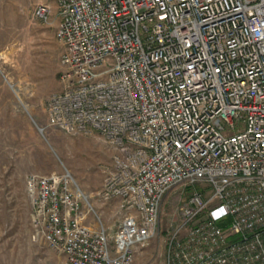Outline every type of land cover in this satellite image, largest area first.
<instances>
[{"label": "built area", "instance_id": "built-area-1", "mask_svg": "<svg viewBox=\"0 0 264 264\" xmlns=\"http://www.w3.org/2000/svg\"><path fill=\"white\" fill-rule=\"evenodd\" d=\"M57 4L64 87L48 123L112 143L98 196L122 216L112 236L66 175L30 173L37 233L67 264H134L180 186L165 264H264V0ZM34 15L50 19L51 6Z\"/></svg>", "mask_w": 264, "mask_h": 264}, {"label": "rangeland", "instance_id": "rangeland-1", "mask_svg": "<svg viewBox=\"0 0 264 264\" xmlns=\"http://www.w3.org/2000/svg\"><path fill=\"white\" fill-rule=\"evenodd\" d=\"M40 2L51 6L50 19L34 15ZM59 20L57 0H0V264H67L37 233L26 187L30 173L66 175L81 194L87 220L112 236L122 216L117 199L98 196L112 143L98 131L73 134L48 123L49 98L64 87ZM180 188L165 195L156 235L136 248L134 264H165L166 233L179 221L189 191Z\"/></svg>", "mask_w": 264, "mask_h": 264}]
</instances>
